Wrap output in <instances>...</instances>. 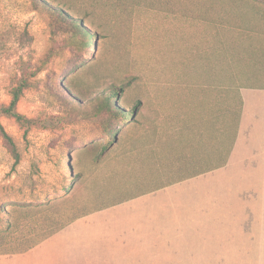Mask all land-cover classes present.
<instances>
[{"label": "rangeland", "instance_id": "rangeland-1", "mask_svg": "<svg viewBox=\"0 0 264 264\" xmlns=\"http://www.w3.org/2000/svg\"><path fill=\"white\" fill-rule=\"evenodd\" d=\"M20 82L39 125L0 117V264H256L184 254L179 210L264 91V0H0V104Z\"/></svg>", "mask_w": 264, "mask_h": 264}, {"label": "crops", "instance_id": "crops-1", "mask_svg": "<svg viewBox=\"0 0 264 264\" xmlns=\"http://www.w3.org/2000/svg\"><path fill=\"white\" fill-rule=\"evenodd\" d=\"M257 96L251 113H240L233 142L221 156L225 161L219 164L220 157L211 169L183 179L184 249H206L184 254L255 255L256 264H264V91ZM170 204L157 215L171 213ZM140 229L138 238L144 239L148 230Z\"/></svg>", "mask_w": 264, "mask_h": 264}, {"label": "trees", "instance_id": "trees-1", "mask_svg": "<svg viewBox=\"0 0 264 264\" xmlns=\"http://www.w3.org/2000/svg\"><path fill=\"white\" fill-rule=\"evenodd\" d=\"M72 24V22H71ZM89 38V37H87ZM28 84L27 82H20L18 85H16L12 90H11V99L7 104H0V117L1 116H6L13 118L15 122H17L20 126L24 127L26 130L29 129L33 125H39L37 121H35L32 118H28L25 115L21 114L17 110V103L22 95L23 89L27 87ZM111 98H117L118 97V91L116 90H110L108 94L105 96V100L103 103V106L107 108L108 110H114L113 108V102L110 100ZM238 104H241V98L238 99ZM241 107V106H240ZM240 107L238 108L236 112V116L233 119V122L231 120L229 121V124H227L226 129L228 132H232L231 138H229V144H232L233 142V137L235 136V132L237 129V124L239 122L240 118ZM128 116H133L134 111H130L126 113ZM231 129V130H230ZM0 133L4 139V142L6 146L8 147L9 151L11 154L14 156L15 161L17 162L19 159V153L16 149L15 144L13 143L11 137L6 134L4 131L1 123H0ZM114 134V133H113ZM115 135V134H114ZM225 161V157H221L219 164H222ZM212 167H209L208 169H211Z\"/></svg>", "mask_w": 264, "mask_h": 264}]
</instances>
